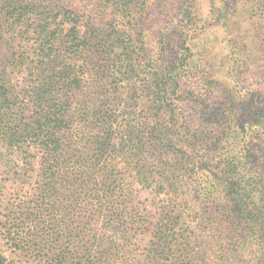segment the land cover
Returning a JSON list of instances; mask_svg holds the SVG:
<instances>
[{
    "label": "trees",
    "instance_id": "1",
    "mask_svg": "<svg viewBox=\"0 0 264 264\" xmlns=\"http://www.w3.org/2000/svg\"><path fill=\"white\" fill-rule=\"evenodd\" d=\"M97 1L110 19L84 31L57 0H0V42L20 36L24 51L19 86L0 87V160L29 158L33 145L47 164L38 189L62 171L82 243L79 260L41 264H240L247 250L264 264V96L232 86L264 68V0L243 3L256 20L251 53L234 29L237 0ZM217 27L226 54L190 63Z\"/></svg>",
    "mask_w": 264,
    "mask_h": 264
},
{
    "label": "rangeland",
    "instance_id": "2",
    "mask_svg": "<svg viewBox=\"0 0 264 264\" xmlns=\"http://www.w3.org/2000/svg\"><path fill=\"white\" fill-rule=\"evenodd\" d=\"M56 3L83 16L84 31H86L85 23L90 18L95 20V23L110 19V17L104 18L105 20L100 18L97 0H57ZM243 3L244 0H237L236 13L232 21L235 22L234 29L240 28L238 33L242 35L239 41L246 46L244 51L251 53L255 51L257 44V38L251 32L256 20L251 18L252 16L244 8ZM13 39L8 43L0 42V69L1 67L6 69L3 84H0V87L5 90L7 87L9 89L18 87V81L21 79V75H16L12 69H15V65L16 69H21L24 53L21 43L23 38L15 36ZM227 40L224 30L220 27L210 29L198 41L197 50H194L196 57L190 63L203 65L214 53L217 56L226 54V50L220 47H224ZM257 68V66L251 67L248 72L239 77L237 83L232 85L237 96L247 97L249 94L250 101L255 102L264 96V68L259 70ZM208 70L210 71L209 67ZM24 85L21 89H24ZM35 153L37 150L32 145L29 149V158L15 151L7 163L0 160V252L6 264H41L46 257L55 261L61 253L70 260L77 261L81 257L79 246L82 243L80 241L79 245L76 243L79 240L77 238L79 231L74 228L76 224L71 225L68 211L65 210V194L61 188L63 183L59 180L62 177V171L58 179L46 180L44 183L47 187L45 185L40 187L42 189H38L39 176L42 177L44 174L40 170L47 168V164L41 166L39 158L34 156ZM48 163L51 164V161L49 160ZM55 181L58 182L57 185H50ZM141 201L145 202L142 209H146V215L156 214L154 202L148 193L141 194ZM71 233L77 237L71 238ZM215 237L218 241L223 240L219 233H215ZM10 239L26 247L25 252L12 250ZM70 239L75 240V246ZM212 246H217V244H212ZM220 250L221 248L216 250L219 255ZM249 252L247 250L244 253L241 259L243 262L240 264H254Z\"/></svg>",
    "mask_w": 264,
    "mask_h": 264
}]
</instances>
